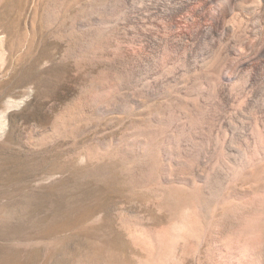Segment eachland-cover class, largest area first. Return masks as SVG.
I'll use <instances>...</instances> for the list:
<instances>
[{
  "label": "bare ground",
  "instance_id": "6f19581e",
  "mask_svg": "<svg viewBox=\"0 0 264 264\" xmlns=\"http://www.w3.org/2000/svg\"><path fill=\"white\" fill-rule=\"evenodd\" d=\"M42 14L72 58L106 66L85 112L132 122L119 174L156 190L166 219L148 264H177L218 223L210 264H264V0H51Z\"/></svg>",
  "mask_w": 264,
  "mask_h": 264
},
{
  "label": "rangeland",
  "instance_id": "374dc122",
  "mask_svg": "<svg viewBox=\"0 0 264 264\" xmlns=\"http://www.w3.org/2000/svg\"><path fill=\"white\" fill-rule=\"evenodd\" d=\"M50 1L0 0V264H148V235L166 219L156 190L119 174L116 139L132 122L85 112L81 90L106 66L71 57L44 23ZM214 228L208 247H181L180 264H210Z\"/></svg>",
  "mask_w": 264,
  "mask_h": 264
}]
</instances>
